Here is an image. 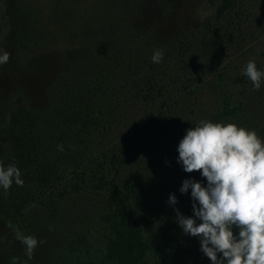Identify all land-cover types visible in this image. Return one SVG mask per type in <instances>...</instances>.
Instances as JSON below:
<instances>
[{"label":"rangeland","instance_id":"1","mask_svg":"<svg viewBox=\"0 0 264 264\" xmlns=\"http://www.w3.org/2000/svg\"><path fill=\"white\" fill-rule=\"evenodd\" d=\"M37 1L48 9L50 0ZM66 3L76 12L61 27L58 23L48 24L46 11L36 2L0 0V48L11 54L9 61L0 65V119L5 117L9 122L14 113L20 112L21 123L15 127L27 123L23 129L30 128L29 108L46 105L53 96L52 89L65 94L62 58L68 57V50L85 52L89 46L98 56L103 54L94 50L99 45L90 43L87 33L77 38L68 33L79 32L86 8L102 5L101 0ZM110 3L116 19L125 20L109 26L112 34L122 35L112 38L117 46L134 45L138 39L141 46L146 45V59L150 61L154 50L164 51L162 64L135 73L136 80H142L143 90H148V78H155L164 66L176 82L164 93L153 92V99L139 101L126 116H119L122 109L113 110L107 130L95 135L92 145L88 142L89 150L78 151L75 140L57 132L51 139L53 130L37 127V139L48 149L45 155L58 164L59 160L70 164L59 175L58 170L50 169L53 179L46 192L55 198L57 210L35 199L34 206L25 208V214L14 212L13 219L0 214V264H116L107 261L105 253L110 241L120 235L105 217L114 208L111 203H116L113 194L127 203L123 206L130 220L142 230L147 245L143 264H166L159 255L162 252L171 258L166 260L169 264H211L200 249L199 239L185 235L176 220L174 209L193 216L191 190L183 196L179 191L183 181L194 179L207 184L199 171L186 173L177 163L179 141L187 129L206 119L254 129L264 143V84L255 91L243 74L250 60L264 70V0ZM222 4L225 8L219 12ZM139 11L142 26L130 21ZM91 35L99 38L98 32ZM137 56L144 60L143 54ZM194 58H198L196 63ZM116 62L122 69L121 57ZM225 100L229 106L217 116ZM64 140L69 144L63 147L60 158L58 146H63ZM83 172L84 177L80 176ZM26 185L23 182L20 187ZM170 194L177 198L174 206L167 203ZM7 202L1 200L0 208ZM20 236H34L39 241L31 258ZM84 236L87 244L79 241Z\"/></svg>","mask_w":264,"mask_h":264},{"label":"trees","instance_id":"2","mask_svg":"<svg viewBox=\"0 0 264 264\" xmlns=\"http://www.w3.org/2000/svg\"><path fill=\"white\" fill-rule=\"evenodd\" d=\"M30 1L36 2L44 12L46 11V18L49 20L48 24L50 25L58 23L61 27H65L71 19L72 12H76L75 8H70L67 5L66 0H50L47 2L48 9L42 6V2L29 0V4ZM78 1L81 0H71L74 4ZM110 1L112 0H101L102 5L98 6L97 3L92 8H86L87 15L79 24V32L68 31L75 38L81 36V33H87L90 43L99 45L94 50L103 51V54L98 56L95 52L90 51L89 46L85 48V52L77 49L68 50V57L65 56V60L62 58L64 63L62 74L66 76L63 80L65 94L52 89L53 96L46 105L42 108L31 106L29 108L30 128L28 130L23 129V126L27 123H24L23 126H17L19 122L21 123L20 112L14 113L9 122H6L5 117L0 119V161H3L5 165L15 163L21 171V179L27 184L25 187L12 184L7 192L0 188V203L3 199L9 200L0 208V214L9 215L11 219H13L14 212L25 214V208L28 205L34 206L32 201L35 199H38L41 205L51 204L52 209L57 210L55 208V198L50 194V191L46 192L51 186L50 181L53 179L50 176V169L53 172L58 170L56 175H59L62 172L60 170L67 169V165L70 163L59 160L58 164L45 155L48 149L47 146H44L45 142L41 143L40 138L37 139V127L41 126L40 129L44 131L53 130L50 135L51 139L55 138L53 135L57 132V135L63 138L65 135L69 139L75 140L78 151L80 149L89 150L88 142L92 145L95 143V135L107 130L110 125L109 121L114 116L113 110L117 109L119 111L122 109L123 111L119 113V116H126L127 112L133 110V106L139 101H145L148 98L153 99V92L164 93V89H168V87H171L170 85L175 84L176 81L168 72V67L164 66V68H159L155 78L151 76L148 78V90H143L141 79L136 80L138 77L135 76V73L148 67L154 68L156 63L146 59L148 55L147 47L146 45L145 47L141 46L138 39H136L138 42L134 45L128 43L125 47L115 44L112 38H118L122 35L112 34L109 26L115 22L120 23L125 20L116 19L111 11L112 3L109 4ZM13 2L16 4V0H13ZM224 8L225 6L222 4L219 12L223 11ZM131 18L130 21L142 26L140 11L135 17L132 16ZM207 27L209 26L207 25ZM96 32L99 33V35H96L99 36L98 39L91 35ZM205 32L202 34H205ZM63 33L68 36L66 30ZM179 44L182 45L180 42ZM178 48L184 52L182 46ZM123 51H125L124 54H122ZM138 53L144 55V60L138 59ZM117 57H121L122 69L119 68L116 62ZM139 60L141 61V68L138 70L136 64ZM197 60L198 58H194L193 63H196ZM151 80L153 81L150 82ZM73 90L74 92L71 93ZM50 93L52 94V91ZM228 106L229 103L225 100L217 116L224 114V109ZM110 117L112 118L110 119ZM15 124H17L16 127ZM113 126L114 122H112ZM63 142V147L65 144H69L68 140ZM36 144L40 147V150L36 147ZM50 145L52 146V144ZM62 154V151H59L60 158ZM53 156L58 155L54 154ZM103 175L104 171L102 170L101 179ZM80 176L84 177V172ZM113 198L116 202L111 203L114 208L111 207V212H106L105 217L111 223V227L121 236L117 237L116 235V239L110 241L106 248L107 261L116 264H143V259L147 253V245L142 239V230L135 221L130 220L128 211L123 206L125 203L122 198L120 199L116 194H113ZM79 241L87 244L85 236L81 237ZM165 254L167 257H165ZM159 255L162 256V260L166 264H169L168 261L171 258L167 252L159 253ZM103 261L105 262V259ZM88 264L95 263L88 262Z\"/></svg>","mask_w":264,"mask_h":264},{"label":"clouds","instance_id":"3","mask_svg":"<svg viewBox=\"0 0 264 264\" xmlns=\"http://www.w3.org/2000/svg\"><path fill=\"white\" fill-rule=\"evenodd\" d=\"M0 48V65L10 59ZM156 49L154 63L163 60ZM243 74L258 91L264 84V70L254 60L247 62ZM58 150L63 151L59 145ZM177 163L183 171H199L207 184L185 179L179 191L191 190L193 216L176 211V220L185 235L196 237L211 264H264V143L258 133L235 122L201 119L186 130L179 141ZM13 182L23 186L15 163L0 161V188L5 192ZM170 205L178 203L169 195ZM200 223H197V221ZM32 257L39 241L34 236L18 237Z\"/></svg>","mask_w":264,"mask_h":264}]
</instances>
